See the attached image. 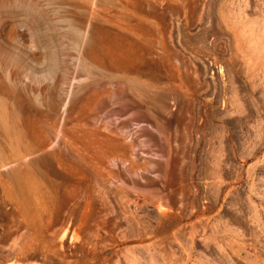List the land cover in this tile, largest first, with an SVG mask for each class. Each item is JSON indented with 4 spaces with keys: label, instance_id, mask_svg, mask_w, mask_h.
<instances>
[{
    "label": "rangeland",
    "instance_id": "374dc122",
    "mask_svg": "<svg viewBox=\"0 0 264 264\" xmlns=\"http://www.w3.org/2000/svg\"><path fill=\"white\" fill-rule=\"evenodd\" d=\"M0 264H264V0H0Z\"/></svg>",
    "mask_w": 264,
    "mask_h": 264
}]
</instances>
